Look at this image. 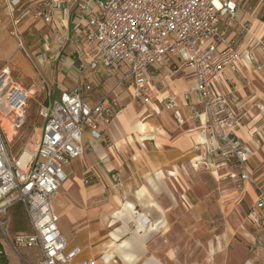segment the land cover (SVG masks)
<instances>
[{
	"label": "crops",
	"instance_id": "crops-1",
	"mask_svg": "<svg viewBox=\"0 0 264 264\" xmlns=\"http://www.w3.org/2000/svg\"><path fill=\"white\" fill-rule=\"evenodd\" d=\"M59 2L51 24L25 23L30 25L25 42L39 60L53 96L77 81L92 79L79 74L74 64L64 63L87 27L73 0ZM3 15L0 11V18ZM242 24L247 29L238 34ZM228 34L237 35L238 60L234 69L222 70L212 88L224 94L239 116L235 135L249 149L248 166L264 189V0H240ZM57 35H63L62 45L56 42ZM44 55L50 57L49 63L41 59ZM24 62L38 81L29 61ZM174 63L177 58L171 56L149 69L145 101L133 97L131 83L118 87L122 106L110 124L99 128V136L84 128L83 153L65 168L67 179L52 201L57 216L65 214L79 223L75 228L79 231L71 235L57 222L58 229L70 246L81 249L79 258L104 255L110 259L106 264H264V227L246 223L241 230L243 220L233 226L236 214L231 213L235 207L245 215L254 201L253 185L243 182L240 187L219 179L234 170L230 165L214 169L191 165L199 157L193 145L205 137L182 97L195 84L193 72L173 70ZM118 77L115 72L98 79L86 100L96 101ZM167 96L175 100L182 123L163 106ZM113 171L119 175L117 184L110 180ZM106 198L108 206L101 202ZM1 264L20 262L12 255Z\"/></svg>",
	"mask_w": 264,
	"mask_h": 264
},
{
	"label": "built area",
	"instance_id": "built-area-1",
	"mask_svg": "<svg viewBox=\"0 0 264 264\" xmlns=\"http://www.w3.org/2000/svg\"><path fill=\"white\" fill-rule=\"evenodd\" d=\"M87 29L79 38L67 66H76L79 74L92 79L77 81L70 89L53 96L49 83L25 45L20 29L26 21L41 20L51 24L59 0H4L10 33L35 70L45 101L38 107L42 119L39 139L33 149L22 147L14 156L10 145L22 128L27 102L34 89L26 88L13 75L8 64L0 66V264L5 256L4 245L13 251L35 248V264H106L107 256L79 258L81 249L70 246L58 229V216L52 201L67 179L65 168L83 153L82 132L88 128L99 136L101 126L111 123L121 108L117 91L126 83L133 86L135 99L144 98L149 69L162 65L168 57L177 58L171 64L190 69L194 86L183 94L190 117L199 120V132L205 137L193 145L199 154L191 165L194 169H214L233 166L219 179L233 183L248 182L255 188L254 201L247 210L239 229L245 224L264 225V189L257 183L248 166L249 149L235 135L239 116L225 101L224 94L214 91L213 84L225 68H235L238 53L237 35L228 32L235 19L240 0H73ZM62 26V23H60ZM247 29L242 24L238 32ZM63 35L56 42L62 45ZM44 45L48 50L49 46ZM50 57L41 58L50 62ZM119 73L114 86L96 101L88 102L87 94L99 80ZM99 79V80H98ZM178 123L181 112L171 96L162 100ZM113 184L119 175L110 173ZM22 204L30 232H17L9 237L6 230L7 210ZM143 219V218H140ZM26 264H30L26 262Z\"/></svg>",
	"mask_w": 264,
	"mask_h": 264
},
{
	"label": "rangeland",
	"instance_id": "rangeland-1",
	"mask_svg": "<svg viewBox=\"0 0 264 264\" xmlns=\"http://www.w3.org/2000/svg\"><path fill=\"white\" fill-rule=\"evenodd\" d=\"M0 11L4 12L3 17L0 18V66L3 64H8L9 66L14 67L12 69V73L13 75L17 76L18 80L21 81L22 85L25 86L26 88L34 89V94L27 102L24 124L22 128L19 130V132L17 133L16 137L12 140L11 145H10L11 152L15 156L22 147L33 149L36 146L38 139H39L40 127L42 124V119L38 116V107L40 104L44 103L46 96H45L44 88L39 85L40 83H38L32 70L28 68V65H26V63L24 62V58L26 57L24 56V54L18 47L14 46V42L12 38L15 39V37L11 35L10 33L9 20H8V16L6 13V9L4 7V0L2 2L0 1ZM26 22H24L22 26L20 27L21 30H23L26 27L25 26ZM25 35L26 33H23V39ZM36 37L37 36L35 35V38ZM38 40L39 38L37 37L36 41ZM16 45H17V41H16ZM25 45L28 51H31L28 48L26 42H25ZM230 183L235 184V186L236 185L240 186L242 184V183H233V182H230ZM215 188L216 187H213V189ZM101 202L102 204H105V206L109 205L107 198L102 200ZM240 205L245 206L243 201L240 202ZM15 206L16 205H12L7 210L6 230L10 238H12V235L15 232H20V231L30 232L32 229L28 223L24 208H22L21 206L20 208H16ZM245 210H246V207H245ZM55 211H58L56 207H55ZM233 212H235L236 214L235 219L233 221V226H236L238 225L240 221L242 222L245 215L243 213L238 214L235 207H232L231 213ZM58 225L65 228L69 234L74 235V236H76L77 231H79L78 229H75V228H78L77 226L79 225V223L75 224L65 214L58 215ZM263 227L264 225L259 228L263 229ZM204 234L206 235V233ZM205 235L201 234V239H205L206 237ZM234 236L236 237V235ZM184 245H186V242L184 243ZM4 248H5L6 254L2 259H5L7 256L11 257L13 255L17 259V261L20 262V264H26V262L30 264H35L36 262L38 251L35 248L15 247L16 251H13L7 245H4ZM229 249H231V246H229ZM200 250H202L201 252H204L201 247H200ZM199 254L200 252L197 253V256H199Z\"/></svg>",
	"mask_w": 264,
	"mask_h": 264
},
{
	"label": "trees",
	"instance_id": "trees-1",
	"mask_svg": "<svg viewBox=\"0 0 264 264\" xmlns=\"http://www.w3.org/2000/svg\"><path fill=\"white\" fill-rule=\"evenodd\" d=\"M14 205H16L15 207L16 208H20V206L23 208V206H22V204H20V203H17V204H14ZM25 211V210H24ZM21 232V231H20ZM15 233H17V232H15ZM15 233H13V234H15ZM2 248V243L0 242V249ZM2 262H3V259H2ZM1 262V263H2Z\"/></svg>",
	"mask_w": 264,
	"mask_h": 264
},
{
	"label": "bare ground",
	"instance_id": "bare-ground-1",
	"mask_svg": "<svg viewBox=\"0 0 264 264\" xmlns=\"http://www.w3.org/2000/svg\"><path fill=\"white\" fill-rule=\"evenodd\" d=\"M145 222V219H142Z\"/></svg>",
	"mask_w": 264,
	"mask_h": 264
}]
</instances>
